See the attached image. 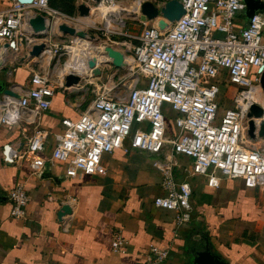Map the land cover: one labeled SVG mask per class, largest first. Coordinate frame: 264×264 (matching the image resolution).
<instances>
[{
    "label": "built area",
    "instance_id": "obj_1",
    "mask_svg": "<svg viewBox=\"0 0 264 264\" xmlns=\"http://www.w3.org/2000/svg\"><path fill=\"white\" fill-rule=\"evenodd\" d=\"M89 1L78 0L81 5ZM169 1L152 3L161 10ZM179 1L185 14L170 23L169 29L164 30L156 22L142 32L136 46L119 43L132 51L138 78L134 79L131 74L122 85L114 87L102 82L92 84L86 78L94 98L79 120H63L64 130L52 152V160L63 165L66 174L76 179L95 175L103 156L116 149L128 151L129 147L150 154L169 151L170 156L192 159V175L206 177L211 188H218L222 180L230 179L241 180L245 188L264 192V146L257 148L247 145L246 141L254 140L248 133L252 106L258 105L264 110V13H256L242 27H237L238 18L245 13L244 0ZM144 2L141 0L135 13L139 17ZM101 7H117L116 0H101L96 10ZM39 17L44 19L45 30L36 32L30 22ZM119 19L108 15L104 21L108 28L114 23L117 27L113 30L118 33ZM81 22L53 8L49 0H34L30 5L14 0L10 8L0 12V70H6L10 56L35 58L39 64L49 54L52 59L62 57L63 48L54 43L55 39L71 35L60 27L76 30ZM140 23L148 22L140 20ZM37 46H43V50L39 56H32ZM124 53L127 56V51ZM13 73L11 69L7 76L10 78ZM66 76L60 75L54 81L43 69L31 78L34 88L18 91V86L13 85L9 90L18 97L4 93L0 98V127L19 128L25 121L34 127L24 157L45 147L49 132L42 128V118L51 108L56 87L69 88L65 84ZM223 83L235 89V99L233 107L225 109L219 118L220 84ZM116 88L128 95L114 99L110 92ZM255 93L261 95L258 100ZM165 105L176 113L174 136L168 134ZM254 122L256 140L264 115ZM259 139L264 141V137ZM156 167L162 174L163 193L154 200V206L173 212L177 226L190 224L193 210L190 183L177 181L169 159L158 162ZM8 200L12 216L24 219V208L30 201L24 184L18 183ZM69 207L71 213L60 219L65 232H69L74 215ZM112 247L117 253L125 252L119 232L114 235ZM169 258L168 250L152 245L146 264H167Z\"/></svg>",
    "mask_w": 264,
    "mask_h": 264
},
{
    "label": "crops",
    "instance_id": "obj_2",
    "mask_svg": "<svg viewBox=\"0 0 264 264\" xmlns=\"http://www.w3.org/2000/svg\"><path fill=\"white\" fill-rule=\"evenodd\" d=\"M13 3L0 0V12ZM75 5L77 10L81 6L78 0ZM38 64L35 58L10 56L6 70H0V98L13 85L18 91L34 88L31 78L43 70ZM90 91L86 80L73 88L56 87L42 118L49 138L35 154L24 157L32 125L25 121L19 128L0 127V264H146L152 245L169 251L167 264H195L200 252L211 254L216 264H264V192L245 188L241 180L224 179L211 188L206 177L192 175V159L129 147L105 154L95 175L69 177L64 166L52 160V152L63 133V120H79L90 106ZM8 148L13 150L11 162ZM165 158L172 161L177 181L192 187L188 225L177 226L173 212L154 206L163 193L156 164ZM18 183L30 197L24 219L12 216L8 200ZM67 204L74 212L69 232L63 231L58 217ZM117 232L124 239L123 253L112 247Z\"/></svg>",
    "mask_w": 264,
    "mask_h": 264
},
{
    "label": "rangeland",
    "instance_id": "obj_3",
    "mask_svg": "<svg viewBox=\"0 0 264 264\" xmlns=\"http://www.w3.org/2000/svg\"><path fill=\"white\" fill-rule=\"evenodd\" d=\"M86 2V1H85ZM118 2V3H117ZM134 2L135 0H116L117 7H122L126 10V12H122L121 17H119V21L121 22L120 29L117 30L118 33L113 30L115 24L113 23L112 26L109 28L107 27L106 22L104 21V18L106 15L103 14L101 7L99 11L96 10L98 8L99 3L95 2L94 0L87 2V5L90 8V13L87 16H81L79 13V10L74 15H69L71 17L79 18L82 22L78 25V28L85 29V33L89 38H84V36L77 35V36H70L68 39L65 40V42H61L59 38L55 39V44L60 45V48H63L62 57L55 56L52 59V56L49 54L47 56H44L45 58L43 60L40 59V64L38 66H41V68L45 69V71H48L50 75L52 76L53 80L55 81L58 76H60L62 67H65L69 64V60H71L70 56L72 52H68L67 48L74 46L78 41L80 40H90L92 39L96 45L95 47H104V45L108 44L111 46H114L115 49H120L122 53L124 51H127V57L133 58L132 51L123 45H120L119 43H128L132 46L137 45V38L140 37L142 32L149 27H152L155 25V21L148 22L146 25H143L140 23V17L139 14L134 13H128V11L133 10L134 8ZM121 3V4H119ZM105 8V7H104ZM118 8L113 7L111 10H116ZM115 13V12H114ZM128 13V14H127ZM68 15V14H67ZM114 14H109V16ZM160 19L166 20L162 15H160ZM122 20V21H121ZM118 21V22H119ZM167 21V20H166ZM165 21V22H166ZM248 22V18H246V13H242L241 16L238 18L237 27H242L245 23ZM123 24V26H122ZM120 33L125 34L129 37L122 36ZM84 38V39H83ZM95 39V40H94ZM91 42V43H92ZM82 46V45H81ZM77 46V47H81ZM76 48V47H75ZM132 48V47H131ZM91 55V54H89ZM88 55V56H89ZM51 56V57H50ZM124 57V54H123ZM134 61V60H133ZM72 63H70L71 69H80V66L78 67L74 62L71 60ZM81 65V64H80ZM93 68H95L93 73V78H89L90 81H92V84H98L99 82H102L103 84H109L110 87L122 85L126 78L132 77L138 78V69L135 68V64H127L123 67L117 68L113 65V62L102 64L99 67H96L95 64L91 63ZM74 67V68H73ZM75 72L74 70H72ZM97 71H99V75H97ZM255 70L252 69L251 73L254 74ZM87 81L88 79L85 78ZM83 80V83L84 81ZM143 83L146 84V80L142 79ZM221 85L222 93L220 95V104L221 109L219 111V115L222 116L225 112V109L232 108L234 99H235V89L230 87L228 83H223ZM92 89V86H91ZM111 97L114 99H117V96L125 97L128 95V92L116 88L112 92H110ZM94 98V94L90 91L87 94L86 100L89 104ZM121 98V97H120ZM164 113L166 115L169 127H168V134L169 136H174L176 134V128L174 126V121L176 118V113L172 110V108L169 105L164 106ZM134 133V130L132 131V134ZM254 139L253 141L249 138L246 140L247 145L256 146L257 148L264 146V141L259 139Z\"/></svg>",
    "mask_w": 264,
    "mask_h": 264
},
{
    "label": "water",
    "instance_id": "obj_4",
    "mask_svg": "<svg viewBox=\"0 0 264 264\" xmlns=\"http://www.w3.org/2000/svg\"><path fill=\"white\" fill-rule=\"evenodd\" d=\"M17 1L25 5H30L34 2V0H17ZM94 1L99 3L101 0H94ZM244 4L246 6L245 13H246V18H248V20L251 19L256 13H264V3L261 2L260 0H244ZM78 10L81 16H87L90 13V8L86 5L79 6ZM141 13L142 14L140 16V20L142 22L154 21L160 15H162L164 18H166L167 21H169L170 23H174L178 21L185 14V9L183 8L179 0H171L167 2V4L163 8H161V10L157 6H155L154 3L150 1H146L142 4ZM30 24L36 32L45 30L44 19L41 17L31 20ZM60 29L64 33L69 34L71 36H74L76 34V30L74 28L61 26ZM42 50H43V46H37L34 48L31 55L39 56ZM107 52L113 58L114 66H116L117 68L123 67L124 58L121 54H119L118 52L114 51L111 48H108ZM260 71H262V69ZM96 73L97 75H99L100 72L97 71ZM82 83H83V78L72 73L67 74L65 78L66 87L69 88L77 87ZM262 86L264 89V73L262 76ZM4 93L18 97V95L14 94L10 90H6ZM263 115H264V110L261 107H259L258 105L252 106L251 111L248 115L250 119L248 133L249 136L253 139L256 138V131H257V127H256V123L254 122V119H260L263 117ZM257 135L259 138L264 137V122H261ZM12 157H13V150L8 148L6 150L7 161L11 162ZM69 213H71V208L67 205L62 206L58 214L59 220L63 215ZM195 264H216V263L214 262V259L211 254H209L208 252H200L197 254V259L195 260Z\"/></svg>",
    "mask_w": 264,
    "mask_h": 264
},
{
    "label": "bare ground",
    "instance_id": "obj_5",
    "mask_svg": "<svg viewBox=\"0 0 264 264\" xmlns=\"http://www.w3.org/2000/svg\"><path fill=\"white\" fill-rule=\"evenodd\" d=\"M140 3H141V0H135V2H134V8H132L133 10L128 11V13H134V14L137 13L138 6H139ZM116 8H118V9L111 10V9H106V8L103 7L102 12L106 16H108L109 14L112 13L115 16H117V18L118 17H121V14H122L121 11L124 8H122V7H116ZM165 21L162 20V19H160V18L155 19V22H158L159 26L161 28H163L164 30L165 29H169V27H170V22L169 21H166L165 22ZM122 26H123V24H122ZM77 35L84 36V38H89L86 35V33H85V29H82V28H77L76 29L75 36H77ZM92 41H93L92 39H90L89 41L88 40H80L74 46L67 48L68 52H70V51L72 52V54L70 56L71 57L70 59L78 67L80 66V69L79 70L78 69H76V70L75 69H71L70 68V63H72V62H71V60H69V64L67 66H65V67H62L61 73H60L61 76H65V75H67L69 73H72V74L78 75V76H80L82 78H87L88 76H89V78H92L95 68H93V66L91 65V63L95 64L96 67H99L102 64H106V63L113 62V58L107 52V49L108 48L113 49L114 51L118 52L122 56L124 54V57H123L124 58L123 66H125L127 64L129 65V64H132L133 63L132 59L129 58V57H127L125 55V53H122L120 51V49L117 50L114 47H111V46H108V45H104L106 48L100 47V46L99 47H95L94 45H96V44L94 42H92ZM77 46H81V47H77ZM89 54H91V55H89ZM72 70H74L75 72H73ZM254 95H255V98L257 100L261 97V95L258 94V93H255Z\"/></svg>",
    "mask_w": 264,
    "mask_h": 264
},
{
    "label": "trees",
    "instance_id": "obj_6",
    "mask_svg": "<svg viewBox=\"0 0 264 264\" xmlns=\"http://www.w3.org/2000/svg\"><path fill=\"white\" fill-rule=\"evenodd\" d=\"M50 5L60 10L61 12L74 15L77 12V7L75 5V0H49Z\"/></svg>",
    "mask_w": 264,
    "mask_h": 264
}]
</instances>
